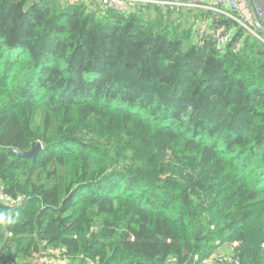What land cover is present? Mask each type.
<instances>
[{
	"label": "trees",
	"instance_id": "1",
	"mask_svg": "<svg viewBox=\"0 0 264 264\" xmlns=\"http://www.w3.org/2000/svg\"><path fill=\"white\" fill-rule=\"evenodd\" d=\"M184 11L0 0V264H264V33Z\"/></svg>",
	"mask_w": 264,
	"mask_h": 264
},
{
	"label": "built area",
	"instance_id": "2",
	"mask_svg": "<svg viewBox=\"0 0 264 264\" xmlns=\"http://www.w3.org/2000/svg\"><path fill=\"white\" fill-rule=\"evenodd\" d=\"M204 1L205 0H88V2H96L101 9L112 10L122 13H129L130 11L134 10V7L137 4L140 3H153L163 6H174L182 9H195L200 7ZM219 7L225 9L229 8L231 13H229L226 17L236 21L242 27L249 30V28L247 27V20H249L250 16L242 12L239 0H215V2L207 8L209 10H215ZM255 12H257L259 19L258 17H256L253 22H250V24H254V22L259 21L264 27V12L259 7H255ZM196 34L199 39L211 37L215 42L216 50L220 52L224 51L232 37V34L229 31H224L220 28L216 30H207L206 25H199ZM239 47L240 44H237L235 46V51H237ZM0 202L8 206L15 207L22 203V198L14 199L0 192ZM236 246L237 243H233L231 249H234ZM195 259L198 260V257H195ZM59 264L64 263L59 261ZM199 264H241V260L239 256H237L233 252H225L222 250H218Z\"/></svg>",
	"mask_w": 264,
	"mask_h": 264
},
{
	"label": "crops",
	"instance_id": "3",
	"mask_svg": "<svg viewBox=\"0 0 264 264\" xmlns=\"http://www.w3.org/2000/svg\"><path fill=\"white\" fill-rule=\"evenodd\" d=\"M71 1L77 2L78 0H71ZM82 2L86 3L88 2V0H82ZM214 2L215 0H205L202 3V5L198 8L185 9L184 12L188 16L187 19L190 20L191 22H195L196 26L197 25H206V26L208 25L209 26V25H212L214 22H216L218 19H222L223 23L226 25L228 22L227 20L229 19L226 16L229 13H231V11L229 10V8L225 9L221 7L215 10H209L207 7L211 6V4ZM239 3H240L242 12L250 16L249 20H247L248 24H250L251 21L253 22L254 19L258 17L257 12H255V7H259L264 12V1L262 0H239ZM252 26L254 27V30L249 29V32L254 35H257L258 30L256 29L255 22L254 24H252ZM220 29L223 30V27H220ZM229 32L233 35L235 33V30L230 29Z\"/></svg>",
	"mask_w": 264,
	"mask_h": 264
},
{
	"label": "water",
	"instance_id": "4",
	"mask_svg": "<svg viewBox=\"0 0 264 264\" xmlns=\"http://www.w3.org/2000/svg\"><path fill=\"white\" fill-rule=\"evenodd\" d=\"M255 26H256V29L258 31L264 33V27L261 26V24L259 22L256 21ZM41 149H42V145L38 144V145L34 146L31 151H28V152H23V153H20L17 151H12V152H14L16 155L21 156V157H32Z\"/></svg>",
	"mask_w": 264,
	"mask_h": 264
},
{
	"label": "rangeland",
	"instance_id": "5",
	"mask_svg": "<svg viewBox=\"0 0 264 264\" xmlns=\"http://www.w3.org/2000/svg\"><path fill=\"white\" fill-rule=\"evenodd\" d=\"M38 258L39 259L36 260V264H59L58 259L54 257L39 256Z\"/></svg>",
	"mask_w": 264,
	"mask_h": 264
}]
</instances>
